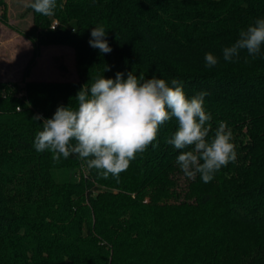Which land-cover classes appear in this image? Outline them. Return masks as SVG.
<instances>
[{"label": "trees", "instance_id": "trees-1", "mask_svg": "<svg viewBox=\"0 0 264 264\" xmlns=\"http://www.w3.org/2000/svg\"><path fill=\"white\" fill-rule=\"evenodd\" d=\"M6 7L0 0V25ZM27 11L23 76L0 79V264H264V46L256 57L223 58L240 30L264 18V0H57L52 16ZM99 26L110 53L89 45ZM50 45L72 48L76 79H27ZM130 72L175 78L189 98L207 92L209 136L227 122L236 161L208 183L188 179L176 162L182 150L165 142L175 119L118 183L76 155L56 163L35 150L42 120L33 117L75 108L83 85Z\"/></svg>", "mask_w": 264, "mask_h": 264}, {"label": "clouds", "instance_id": "clouds-1", "mask_svg": "<svg viewBox=\"0 0 264 264\" xmlns=\"http://www.w3.org/2000/svg\"><path fill=\"white\" fill-rule=\"evenodd\" d=\"M32 10L43 16L54 15L57 0H31ZM103 26L92 28L89 45L101 53L112 51ZM264 46V18L239 32L238 39L223 49L225 61H231L246 51L251 57L260 54ZM206 67H213L218 59L205 55ZM207 92L189 98L177 79L170 83L163 78L145 79L128 73H117L115 79L101 76L89 87L78 91L77 107L58 106L51 118L42 120L41 130L34 137L37 152L48 151L56 163L61 158L76 155L86 162L89 170H96L102 179L114 178L128 169L137 154L151 145L157 147L159 128L175 119L177 130L165 142L182 150L177 164L188 179L200 175L203 182L213 180L222 167L235 162L237 153L233 133L227 122L220 121L212 131V115L204 107Z\"/></svg>", "mask_w": 264, "mask_h": 264}, {"label": "rangeland", "instance_id": "rangeland-1", "mask_svg": "<svg viewBox=\"0 0 264 264\" xmlns=\"http://www.w3.org/2000/svg\"><path fill=\"white\" fill-rule=\"evenodd\" d=\"M31 0H6L7 23L0 25V79L20 80L31 54V42L24 32L32 24L27 11ZM60 65L66 66L62 72ZM74 52L64 45L41 48L40 55L27 79L71 80L76 79Z\"/></svg>", "mask_w": 264, "mask_h": 264}, {"label": "built area", "instance_id": "built-area-1", "mask_svg": "<svg viewBox=\"0 0 264 264\" xmlns=\"http://www.w3.org/2000/svg\"><path fill=\"white\" fill-rule=\"evenodd\" d=\"M57 24H58V21H57V20H54V21L52 22V27L54 28Z\"/></svg>", "mask_w": 264, "mask_h": 264}]
</instances>
